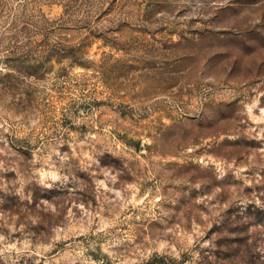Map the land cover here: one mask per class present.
<instances>
[{
    "label": "rangeland",
    "instance_id": "obj_1",
    "mask_svg": "<svg viewBox=\"0 0 264 264\" xmlns=\"http://www.w3.org/2000/svg\"><path fill=\"white\" fill-rule=\"evenodd\" d=\"M0 264H264V0H0Z\"/></svg>",
    "mask_w": 264,
    "mask_h": 264
},
{
    "label": "trees",
    "instance_id": "obj_2",
    "mask_svg": "<svg viewBox=\"0 0 264 264\" xmlns=\"http://www.w3.org/2000/svg\"><path fill=\"white\" fill-rule=\"evenodd\" d=\"M76 50L75 47H69L68 51H63V55H67L66 57H68V55H71L74 57V51Z\"/></svg>",
    "mask_w": 264,
    "mask_h": 264
}]
</instances>
